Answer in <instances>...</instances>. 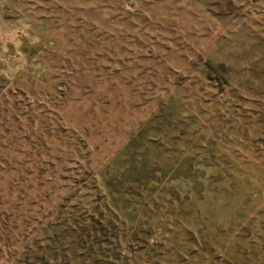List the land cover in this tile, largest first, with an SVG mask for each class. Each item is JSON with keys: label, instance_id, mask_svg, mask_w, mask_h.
I'll list each match as a JSON object with an SVG mask.
<instances>
[{"label": "rangeland", "instance_id": "374dc122", "mask_svg": "<svg viewBox=\"0 0 264 264\" xmlns=\"http://www.w3.org/2000/svg\"><path fill=\"white\" fill-rule=\"evenodd\" d=\"M0 264H264V0H0Z\"/></svg>", "mask_w": 264, "mask_h": 264}]
</instances>
